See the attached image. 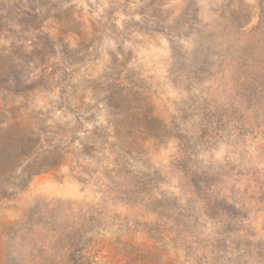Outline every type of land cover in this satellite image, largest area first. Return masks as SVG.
<instances>
[{
	"label": "rangeland",
	"instance_id": "374dc122",
	"mask_svg": "<svg viewBox=\"0 0 264 264\" xmlns=\"http://www.w3.org/2000/svg\"><path fill=\"white\" fill-rule=\"evenodd\" d=\"M0 264H264V0H0Z\"/></svg>",
	"mask_w": 264,
	"mask_h": 264
}]
</instances>
